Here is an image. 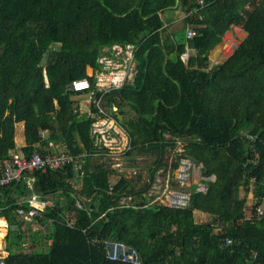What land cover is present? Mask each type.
<instances>
[{"label":"trees","instance_id":"trees-1","mask_svg":"<svg viewBox=\"0 0 264 264\" xmlns=\"http://www.w3.org/2000/svg\"><path fill=\"white\" fill-rule=\"evenodd\" d=\"M197 1L0 0V176L16 148L19 123L27 154L50 142L58 150L89 153L82 177L71 165L35 172V190L56 202L46 212L54 218L46 249L21 251L17 208L30 193L25 182L0 190L7 264H135L110 260L108 239L134 247L141 264H264V215L255 210L264 202V0L259 12L248 7L253 0H205L180 27L166 26L165 11L189 10ZM234 26L246 36L212 64L211 53ZM188 27L194 37L187 36ZM192 38L196 48L185 60ZM114 44L135 46V73L105 93L102 105L129 133L128 154L154 157L147 179L126 178L100 160L92 136L99 109L92 104L79 111V96L88 91L72 87L81 78L95 85L98 59ZM117 111L129 116L132 130ZM42 117L45 140L39 137ZM177 139L187 147L185 156L203 164L207 190L193 185L185 207L150 204L144 193L155 170L171 157L172 169L179 165ZM124 194L137 197L121 205Z\"/></svg>","mask_w":264,"mask_h":264},{"label":"built area","instance_id":"built-area-1","mask_svg":"<svg viewBox=\"0 0 264 264\" xmlns=\"http://www.w3.org/2000/svg\"><path fill=\"white\" fill-rule=\"evenodd\" d=\"M206 5L205 0H198L197 5L191 9L185 8L183 18L188 15L199 12ZM196 30L192 27L187 28V36L194 37ZM225 40V39H224ZM239 42L229 44L223 43V46H233V49L225 55V58L232 54L238 47ZM136 48L133 44L122 46L114 44L111 47L110 54L101 56L98 60L101 64V70L95 72L96 82L92 85L88 78L76 79L72 82V87L77 91H88V104H95L99 109V114L92 123V136L100 152L96 155L101 161H107L111 167L118 173L123 171V161L126 162L128 151L132 148L131 138L125 127L117 121L108 110L102 105L103 95L111 90L122 87L126 82L133 79L135 73L134 52ZM190 50V48H188ZM91 68V74L94 70ZM96 92H100L97 95ZM119 128H123L126 134H123ZM39 137L42 140L48 138L45 130L40 131ZM170 137V136H169ZM177 146L174 151L180 155L179 165L172 169L174 157L170 158L168 166H159L155 170L153 180L144 193L149 199L150 204L159 203L170 207H185L190 202L191 188L197 185V190L206 191L207 185L203 182L206 179L202 174L203 164L196 163L184 153H187V147L184 141L177 139ZM16 148L10 152V156L3 160V175L0 176V190L11 184L13 181L23 180L30 190L26 199L19 201L21 206L17 208V215L21 222L23 230V238L21 240V251L24 254H32L40 249H46L51 246V239L47 237L49 225L54 221L53 217L46 216L47 210L55 207V200L48 195H43L35 190L37 178L35 172L41 170L49 172L68 165L78 173V177H82L84 172L85 156L88 152L73 154L66 150H58L53 142L49 147L44 149L35 148L30 154H27L23 147L16 141ZM130 178L140 174L138 169L132 170ZM199 176L196 180L195 174ZM125 176L124 173H120ZM128 178L127 176H125ZM149 178V177H148ZM211 178H214L211 177ZM145 179V177H143ZM136 195L124 194L119 202L121 205H130L131 201L136 199ZM27 205V207L24 206ZM76 204L83 207V202L77 199ZM256 213L259 218L264 215V202L255 206ZM66 219V218H65ZM46 220V221H44ZM69 226L74 227V223L67 220ZM39 233L40 237L36 236ZM6 235V234H5ZM5 235L0 241V264H7L8 251L4 242ZM42 238V240H41ZM41 240V241H40ZM98 242V239H93ZM231 243V239H227ZM114 245L112 252L108 250V246ZM104 245L107 249V257L110 260H121L135 264L142 263V257L139 252L132 246L121 241L105 240ZM122 252H118V248ZM130 249V252L127 249Z\"/></svg>","mask_w":264,"mask_h":264},{"label":"rangeland","instance_id":"rangeland-1","mask_svg":"<svg viewBox=\"0 0 264 264\" xmlns=\"http://www.w3.org/2000/svg\"><path fill=\"white\" fill-rule=\"evenodd\" d=\"M181 25V23L179 24ZM178 25V26H179ZM180 27V26H179ZM227 31L225 33V36H224V43L226 44H229V43H232V42H236V43H240L245 35H244V31L242 33V30L240 29L239 32H229ZM233 49V46H230L229 48L226 46H223L222 44V55L225 56V55H228V53ZM214 63V62H213ZM88 73L91 74V68L88 67ZM79 100H80V109L79 111L81 112H87L90 108L89 104H88V100H89V95L85 92H83V95H80L79 96ZM55 101L56 103L57 102V98H55ZM129 116H125L124 115V118H123V122H127ZM119 130H121V132L123 134H126L125 133V130L123 128H119ZM18 133V132H17ZM16 138H17V134H16ZM154 157L151 156V155H145V154H138V153H135L134 155H129L128 154V157L126 159V162L123 161V171H121L120 173H124L125 176H130L131 173L133 174L132 170H134L135 168L139 170L140 174L142 175V179L143 177H145V179H147L149 177V175L151 174V167L153 166V159ZM105 161V160H104ZM162 167H165V164H161ZM198 172L195 174V179L196 180H199L198 179ZM130 178V177H128ZM7 230H6V234L8 233V226L6 225L5 227ZM6 240V239H5Z\"/></svg>","mask_w":264,"mask_h":264},{"label":"crops","instance_id":"crops-1","mask_svg":"<svg viewBox=\"0 0 264 264\" xmlns=\"http://www.w3.org/2000/svg\"><path fill=\"white\" fill-rule=\"evenodd\" d=\"M248 7L251 10H253V11L259 12L260 11L259 0H253L252 2H250L248 4ZM185 8L186 7H178V8H175L173 10L165 11L164 14H163V19L165 20L166 26L171 27V29L175 28L176 26H178L183 20V13H184ZM240 29H241L240 27L234 26L231 30H229V32H232V33L236 32L237 33V32H239ZM242 33H243V30H242ZM244 35L246 36L245 32H244ZM210 58L212 60V64L218 63V62L222 61L225 58V56L222 55V45H220L219 47L215 48V50L211 53ZM42 124H43L42 125L43 129L47 130V126H46L47 125V121H46L45 117H42ZM17 132L18 133H17L16 141L19 144L24 145L25 134L23 133V124L22 123L18 124V131ZM3 218L5 219L6 225L8 226L7 219L5 217H3ZM6 225H5V227H6ZM6 230L7 229L5 228V232H6ZM5 234L6 233H4V235ZM6 235H5V238H4V242L5 243H6V240H5L6 239Z\"/></svg>","mask_w":264,"mask_h":264},{"label":"water","instance_id":"water-1","mask_svg":"<svg viewBox=\"0 0 264 264\" xmlns=\"http://www.w3.org/2000/svg\"><path fill=\"white\" fill-rule=\"evenodd\" d=\"M195 48H196V40H195V38H192V41H191V49L188 50V51L183 55V58H184L185 60H188L189 55H190V53H191V50H195ZM53 91H54V90H53ZM115 109L117 110V107H115ZM116 115L118 116V119H119L120 121H123L124 115H123L122 113H120L119 111H117V112H116ZM124 124H125L126 128H129V130H132V128H130V126H129V124H128L127 122H125ZM113 249H114V245H113V244H111L110 246H108V250H109L110 252H112ZM127 251L130 252V249L128 248ZM118 252H119V253L122 252V249H121L120 247L118 248Z\"/></svg>","mask_w":264,"mask_h":264},{"label":"bare ground","instance_id":"bare-ground-1","mask_svg":"<svg viewBox=\"0 0 264 264\" xmlns=\"http://www.w3.org/2000/svg\"><path fill=\"white\" fill-rule=\"evenodd\" d=\"M5 225H6L5 219L3 217H0V241L5 233V228H4Z\"/></svg>","mask_w":264,"mask_h":264}]
</instances>
